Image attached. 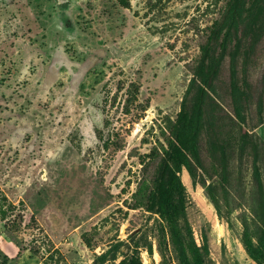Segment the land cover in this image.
Wrapping results in <instances>:
<instances>
[{"label": "rangeland", "instance_id": "obj_1", "mask_svg": "<svg viewBox=\"0 0 264 264\" xmlns=\"http://www.w3.org/2000/svg\"><path fill=\"white\" fill-rule=\"evenodd\" d=\"M224 2L0 0V264H90L154 225L144 206L155 158ZM260 46L248 80L262 86V120L252 103L245 132L264 154ZM231 167L230 224L183 170L187 218L197 245L207 237L209 264H254L239 240L256 210L252 166ZM141 258L158 264L154 241ZM167 258L176 264L171 249Z\"/></svg>", "mask_w": 264, "mask_h": 264}, {"label": "trees", "instance_id": "obj_2", "mask_svg": "<svg viewBox=\"0 0 264 264\" xmlns=\"http://www.w3.org/2000/svg\"><path fill=\"white\" fill-rule=\"evenodd\" d=\"M124 7L128 0H117ZM259 21L256 23V17ZM264 38V0H225L219 20L209 31L207 41L193 66L178 110L168 122V136L162 152L155 158L145 211L154 225L143 226L131 246L121 251L123 241L112 243L95 254L90 264H145L141 250L152 252L156 243L160 260L168 264L171 249L176 264H209V244L205 235L197 245L187 218L188 198L181 180L184 170L192 186L201 185L216 215L228 204V186L236 161L249 160L256 210L253 221L241 220L240 243L254 264H264V154L257 134L245 132L246 116L252 103L262 120L263 91L255 93L248 80L261 53ZM228 59V74L221 78L222 62ZM210 79V83H208ZM259 82H264L263 70ZM227 100L231 111L222 105ZM261 123V121L259 122ZM5 197L0 192V207ZM153 264V263H152Z\"/></svg>", "mask_w": 264, "mask_h": 264}, {"label": "water", "instance_id": "obj_3", "mask_svg": "<svg viewBox=\"0 0 264 264\" xmlns=\"http://www.w3.org/2000/svg\"><path fill=\"white\" fill-rule=\"evenodd\" d=\"M208 83H210V79H209ZM244 133H245V126L242 125V134H244ZM135 234H136V232H131V233L128 235L127 240H128V241H132L133 236H134Z\"/></svg>", "mask_w": 264, "mask_h": 264}]
</instances>
